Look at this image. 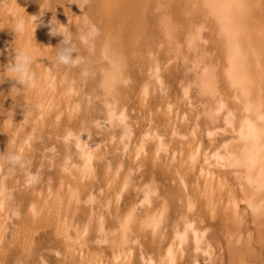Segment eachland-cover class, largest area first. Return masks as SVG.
<instances>
[{"label": "bare ground", "instance_id": "bare-ground-1", "mask_svg": "<svg viewBox=\"0 0 264 264\" xmlns=\"http://www.w3.org/2000/svg\"><path fill=\"white\" fill-rule=\"evenodd\" d=\"M93 25L99 35L83 44ZM53 27L85 65L56 63ZM203 33L218 42L200 44ZM180 37L182 58L200 57L165 80L148 55ZM25 48L35 87L11 78ZM174 79L180 94L153 97ZM192 84L203 117L178 124ZM223 114L236 148L210 154L202 130ZM102 133L122 144L116 161L97 160ZM47 142L53 169L5 161ZM131 148L139 163L124 160ZM0 264H264V0H0Z\"/></svg>", "mask_w": 264, "mask_h": 264}, {"label": "rangeland", "instance_id": "rangeland-1", "mask_svg": "<svg viewBox=\"0 0 264 264\" xmlns=\"http://www.w3.org/2000/svg\"><path fill=\"white\" fill-rule=\"evenodd\" d=\"M166 13V12H165ZM163 14V13H162ZM168 14V13H166ZM201 27L199 28V31H207L208 28H205L204 26V22H200ZM215 35H217L215 33ZM177 43H179V45L177 46L176 44H174V42L172 43H168V41L164 42L165 43V48L158 50L157 52L155 50L149 51L152 52L154 55H148V57L151 58L150 61L155 60L157 62V64H160V70L162 72V75L164 77L165 80H169L171 78H177V76L182 79L185 75H188L191 73V70L193 69L191 67V63L192 61H197L200 57V54H195L192 53V51H190V53H187V57L190 55V57H186V58H182L183 54L186 52V48H184V40L180 37L177 40H174ZM217 41V39L215 38V36H208L205 33H203L202 38H200L199 43H204L206 42V44L209 43H215ZM218 42V41H217ZM197 46V49L200 51H202L203 55L205 56H209L211 51L210 50H203L201 45ZM160 43H155L154 44V48L155 47H159ZM177 47H182V49H180V51H177ZM184 48V49H183ZM212 54V53H211ZM219 58L218 61H214L213 63L210 64V67H215L216 70L219 69L220 65H219V59H222V56L218 53ZM154 57V58H152ZM143 62H148V60L146 58H143ZM178 80V79H177ZM176 79L171 80V84L169 86H165V87H161L162 84L158 85V87H156V91H152L153 97L156 98L157 100L160 99V94L163 93H169L170 95H173L176 93H181L182 87L179 89L178 88V82ZM177 82V83H176ZM190 92L188 93V95H191L190 98H188L186 101L182 100L181 105H184L183 108V113L186 116L185 119H181V121H178V124H181L183 122L188 123H192L194 118H201L203 117V113L201 112L200 108L201 106L204 104V100H199V98H197L194 93H196V88L194 87V84L190 85ZM227 88L228 86L225 84V88L222 89V93L226 96L227 101H229V103L231 104L232 102L235 101L234 96L232 94V92H230L228 90L227 92ZM178 94V95H179ZM198 94V93H197ZM169 97V95H168ZM188 100H191L192 102L189 103ZM175 101H179V99L175 100ZM212 102V101H211ZM214 108H216V106H214V103L212 102L210 109H212L211 111H214ZM209 109V110H210ZM234 112L236 113L235 115H233V117L238 120L240 119L239 116V110L238 109H234ZM157 112H155V109H150L147 112H144L143 115L140 117V123L144 124V127H148L149 122H152V120L154 119V116ZM209 114V111L207 113V116ZM224 115H221L218 117V122L216 124L215 127L212 128V134L208 135L207 134V129L202 130V142L204 143L205 150H210V154L216 152L218 149H223L225 147V145H229L231 144V146L233 148L235 144H236V139L234 138V133L233 130L231 129V127L227 124H224ZM181 117V115H180ZM137 126V125H136ZM135 126V127H136ZM142 126V125H141ZM180 126V125H179ZM104 132V131H102ZM97 149L98 152L100 153L99 157L97 158V160H109V161H116L117 158L119 157V154L122 152V144L120 142L117 141V137H112L110 135H106V134H97ZM174 138H176L174 136ZM50 140V139H49ZM149 143V142H148ZM147 143V144H148ZM174 143V142H171ZM47 146L44 148H38L37 146H34L32 149L27 147L26 148V154L23 156V160H34V163H36V166L39 168H48V169H53V165L49 164L48 162L51 161V151H53V146L52 144H50V142H47ZM214 144V145H212ZM136 145V143H135ZM132 147L133 143H131ZM42 151L44 153H46L44 156H42ZM32 153V155L28 154V153ZM74 152V151H73ZM128 153L130 154V156L125 155L124 156V160H135V162L139 163L140 162V157L139 158H135L133 159V153H134V148H131L130 151H128ZM151 153H147L146 157L144 160H152L150 158ZM166 155V154H165ZM158 160H162L158 159ZM144 166V165H142ZM218 170L224 172V174H226V176L229 179H232L234 177V173L230 170H233L230 166H220L218 165ZM22 187V185H20ZM213 227L209 228L212 229ZM219 235H222L221 232H219ZM213 239H215V237L213 236ZM216 245V242H215ZM213 245V246H215ZM214 248V247H213ZM188 257V255H187Z\"/></svg>", "mask_w": 264, "mask_h": 264}, {"label": "clouds", "instance_id": "clouds-1", "mask_svg": "<svg viewBox=\"0 0 264 264\" xmlns=\"http://www.w3.org/2000/svg\"><path fill=\"white\" fill-rule=\"evenodd\" d=\"M24 22L20 21L17 25V30H23ZM52 34L62 33L51 29ZM63 34V33H62ZM99 35V29L94 25L90 27L89 31L80 36V40L83 44H87L90 39H94ZM73 53H76L73 55ZM37 59L33 52L25 48L20 51H15L14 61L10 63V67L15 74L11 78L18 81L23 86L31 84L35 87L37 84L35 73L33 72L32 65L34 60ZM56 63L62 66L79 67L85 65V59L83 56L78 54L77 48L72 43L71 35L65 36L63 34V40L61 44L57 47L56 53ZM88 75L87 69L84 72ZM15 87V86H14ZM5 161L12 166H17L23 161V153L21 152H11L5 157ZM35 179V178H34Z\"/></svg>", "mask_w": 264, "mask_h": 264}]
</instances>
